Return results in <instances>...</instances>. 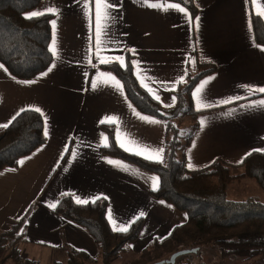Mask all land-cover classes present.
Returning a JSON list of instances; mask_svg holds the SVG:
<instances>
[{
	"label": "crops",
	"instance_id": "0c3cea01",
	"mask_svg": "<svg viewBox=\"0 0 264 264\" xmlns=\"http://www.w3.org/2000/svg\"><path fill=\"white\" fill-rule=\"evenodd\" d=\"M193 2L195 16L176 0H103L101 27L104 4L113 7L107 9L111 13L108 35L101 33L99 47L94 0L88 5L84 0H41L28 13L48 7L59 12L58 16L49 14L56 21L57 54L51 51L52 28L53 60L45 71L21 80L0 63V125L8 126L22 111L39 108L44 135L47 131L43 145L22 157L17 167L0 171V233L25 219L20 249L27 261L68 264V249L98 257L88 232L54 212L66 195L75 202L105 199L107 220L115 232L142 220L140 234L131 244L139 251L187 222L186 213L153 195L160 186L159 180L158 188H152L157 175L101 151L109 144L102 127L111 125L118 146L127 153L140 152L137 156L145 159L155 155L151 149L163 148L164 158L166 122L141 113L127 98L121 81L99 67L121 65L117 57H123L124 65L131 61L139 85L167 111L174 107L171 98L188 75L205 65L216 68L192 91L198 129L185 150L187 168L189 162L193 165L189 170L203 169L217 159L237 165L254 151L264 152V106L258 105L264 93L255 91L264 87V47L256 43L252 23L253 14L264 21V0ZM173 3L185 12L168 7ZM87 9L92 11L91 18ZM204 81L207 84L200 95L210 107H200L193 96ZM236 97L231 103H221ZM106 118H116V122ZM4 128L0 126V132ZM256 195L263 202L264 196Z\"/></svg>",
	"mask_w": 264,
	"mask_h": 264
},
{
	"label": "trees",
	"instance_id": "16d2710c",
	"mask_svg": "<svg viewBox=\"0 0 264 264\" xmlns=\"http://www.w3.org/2000/svg\"><path fill=\"white\" fill-rule=\"evenodd\" d=\"M186 5L195 16L193 0H176ZM41 0H0V63L15 78L32 79L45 71L53 60L50 51L52 37L51 15L27 19L28 13L37 8ZM254 39L264 47V21L252 15ZM111 72L125 89L129 101L143 114L166 122L165 152L163 163L148 161L121 149L113 135L111 125H103L109 144L101 151L104 155L125 160L159 177L160 186L153 195L186 213L187 222L175 227L162 240H155L152 251L160 248L190 245H208L223 258L238 257L245 261L264 258V202L256 197L230 201L227 190L234 182L252 179L264 194V152L254 151L241 163L231 165L221 159L200 170H189L185 150L195 136L198 112L193 108L192 91L196 84L216 68L205 65L188 75L175 90V105L165 110L138 83L131 61L125 65L111 63L100 65ZM167 111L171 117L161 115ZM186 117L189 124L182 128L174 120ZM45 142L44 121L39 112L25 110L0 132V171L17 167L19 160L32 153ZM54 212L82 227L93 238L98 257L68 249V264L79 261L112 264L119 253L129 251L141 231L142 220L131 224L124 232H115L106 216L107 202L98 199L86 204L76 203L72 196L61 197ZM24 220L13 228L0 233V264L9 260L13 264L21 256L19 242L23 239ZM172 250V249H171ZM27 263H31L26 261Z\"/></svg>",
	"mask_w": 264,
	"mask_h": 264
},
{
	"label": "snow or ice",
	"instance_id": "6c2138e0",
	"mask_svg": "<svg viewBox=\"0 0 264 264\" xmlns=\"http://www.w3.org/2000/svg\"><path fill=\"white\" fill-rule=\"evenodd\" d=\"M92 2H93V0H84V3H85L86 5H88V4L92 3ZM102 2H103V0H94L95 6H96V9H97V11H96V13H95V18H96V22H97V47H99V45H100V43H101V40H100L101 33H103L104 36H107V35H108L107 28H108V26H109L108 21L111 19V13L108 12L107 9L113 7L111 4H107V3L104 4L105 13H104V17H103V19H104L105 23H104V24L102 25V27H101V25H100L101 14H100L99 8H100ZM144 2H145V3H148V0H144ZM149 6H150V7H157V5H155V4H149ZM159 7L164 8V5L161 4V5H159ZM168 7L178 9V10H179L180 12H182V13L185 12V9H184L183 7H180V5L177 4V3L170 4V5H168ZM87 10H88L89 16H90V18H91V16H92V11H91V9H87ZM165 10H167V9H165ZM45 14H52V15H57V16H58V15H59V12H58V10H57L56 8L48 7V8H46V9L43 10V11H34V12H32V13H31L29 16H27L26 18H27V19H31V18L38 17V16H42V15H45ZM189 20L191 21V18H190V17H189ZM51 24H52V28H53V31H54V38H53V40H52V45H53V47H52L51 51L53 52V54H57V47H56L57 41H56V39H55L56 21H55V20H52V21H51ZM103 43L106 45V44L108 43V41H107V40H104ZM133 51H134V50H133ZM116 59L120 62L121 65H124L123 57H117ZM89 60H90V62H91V57H89ZM0 67H3V66L0 65ZM52 67H55V65H52ZM51 70H52V68L50 67V68H49V71H51ZM147 79H151V78H150V77H147ZM180 79L182 80L183 77H181ZM161 83H163V82H161ZM205 84H207V81H204V82L200 85V87L196 89V92L193 94L194 99L197 101V103H198V105H199L200 107H210V106H211V105L205 104V103L203 102V98H202L201 95H200L201 90L204 88ZM92 87L95 88L96 85L93 84ZM118 90H122V86H120V89H118ZM171 90H174V89H171ZM249 90H252V89H249ZM149 91H151V89H149ZM255 91H257V92H259V93H264V87H259V88L255 89ZM156 98L158 99L159 97H156ZM171 99H172V102H173V104H174V103H175V100H176V97L173 96ZM238 99H239V97H236V98H229V99H227V100L221 101V103H223V104H228V103L233 102V100H238ZM258 105H259V106H264V100L259 101V102H258ZM166 106H170V105H166ZM35 111H36V112H40L41 115H43V113L41 112V109L36 108ZM138 115H139V114H138ZM144 119H149V118H144ZM106 120H110V121L113 122V123L116 122V118H106ZM45 122H46V121H45ZM102 123H103V121H102ZM200 123H201V127H203V126L205 125V121H203V120H202ZM0 126L7 127V125H0ZM45 135H47V131H46V130H45ZM103 139H104L105 141H107V137H103ZM133 143H134L135 146L138 147V148H139V147H144V149H145L146 151L149 150V149H148V146H141V145H139V144H136L135 142H133ZM122 146H123V145H122ZM126 150H127V149H126ZM150 151L154 152L155 155H154V156H151V155H149V156H144L145 159H150V160H153L154 162L163 163V148H159V149H151ZM134 154H136V155H141L140 152H135ZM74 155H75V154H73V156H74ZM109 162H110V163H113V164L117 163V162H113V161H109ZM20 163L22 164L23 161H21ZM124 167L127 168V166H124ZM188 168H189V169L193 168V165H192L191 162L188 163ZM158 186H159V178H158V177H154V178H152V188H153V190H156V189L158 188ZM76 202L79 203V204H86V203H88V201H86V200H81V199H77ZM93 202H94V201H93ZM162 203H163V202H162ZM51 207L55 208L56 205L53 204V205H51ZM139 215H140V216H143L144 213L141 212ZM109 219H110V221H111V215H110V214H109ZM114 230H115V229H114ZM119 230H121V231H126V230H127V226H124V227H122V228L119 229Z\"/></svg>",
	"mask_w": 264,
	"mask_h": 264
},
{
	"label": "rangeland",
	"instance_id": "374dc122",
	"mask_svg": "<svg viewBox=\"0 0 264 264\" xmlns=\"http://www.w3.org/2000/svg\"><path fill=\"white\" fill-rule=\"evenodd\" d=\"M187 120H188V118H186V117H178L174 121L177 124H180L181 126H183L182 128H186L188 126V123H189V122H187ZM228 190H229V188H228ZM228 190H227V197L228 198L240 199L246 195L247 196L250 195L251 197H257L256 194L264 196V194L260 191L261 189H259L256 186L255 182L250 178H244L240 182L232 183V185H230V195L228 193ZM263 202H264V198H263ZM155 240H157V239H155ZM155 240H153L152 242H148L145 245L144 249L146 251H152L151 247H152L153 243L155 242ZM23 243H24V239H21L19 242V246L21 247V245ZM133 245L129 246L128 252H126L124 254L119 253L120 257L118 258V260L121 258L120 261H126V263L146 264L145 262L153 261L156 258V257H153L155 255L154 253H149V254L143 255L144 257L150 256L148 259H141V256H142L141 250L139 251V249L134 248ZM176 248H179V247L178 246L174 247L173 245H171L170 247H168L166 249L160 248L159 251L161 252L160 254H164V253H167L169 250H171V249L173 250ZM202 249L205 250V252H206L205 256H203V258H202V261H204L207 264H218L220 262V258L218 256V255H220V253L215 248H213L212 246L204 245V246H202ZM69 250H72V249H69ZM21 254L22 255L25 254L24 249L22 250ZM20 257L18 258V260L20 259ZM232 258L231 259L233 261H236V262H233L231 259H229V260H227L229 264H264V258L258 259L256 261H245L244 259L238 258V257H232ZM17 261L14 264H17ZM26 261L24 264H34V263H27ZM2 264H13V262H10L9 260H7V261H4ZM78 264H102V262H101V260L98 261L97 263H93V262L82 263V261H79ZM115 264H117V263H115Z\"/></svg>",
	"mask_w": 264,
	"mask_h": 264
},
{
	"label": "flooded vegetation",
	"instance_id": "af4514ba",
	"mask_svg": "<svg viewBox=\"0 0 264 264\" xmlns=\"http://www.w3.org/2000/svg\"><path fill=\"white\" fill-rule=\"evenodd\" d=\"M202 246L204 245L198 244V245H190V246H181L179 248L169 250L167 253L164 254H160L161 252L159 250L153 251L152 253L155 254L153 257L156 258L153 261L145 262V263L146 264H207L204 261H202L203 256H205L206 254L205 250L202 249ZM144 250H142L141 252L143 253ZM218 256L220 258V262L218 264H229L227 260L232 258V257L223 258L221 255ZM149 257L150 256L141 257V259H148ZM120 259L119 260L116 259L115 261L112 262V264L115 263L131 264V263H126V261H120Z\"/></svg>",
	"mask_w": 264,
	"mask_h": 264
},
{
	"label": "built area",
	"instance_id": "2783aa9c",
	"mask_svg": "<svg viewBox=\"0 0 264 264\" xmlns=\"http://www.w3.org/2000/svg\"><path fill=\"white\" fill-rule=\"evenodd\" d=\"M26 261L24 256H21L20 259L17 261V264H24Z\"/></svg>",
	"mask_w": 264,
	"mask_h": 264
},
{
	"label": "water",
	"instance_id": "95a60500",
	"mask_svg": "<svg viewBox=\"0 0 264 264\" xmlns=\"http://www.w3.org/2000/svg\"><path fill=\"white\" fill-rule=\"evenodd\" d=\"M161 115L164 116V117H166V118L171 117V114L170 113L162 112Z\"/></svg>",
	"mask_w": 264,
	"mask_h": 264
}]
</instances>
